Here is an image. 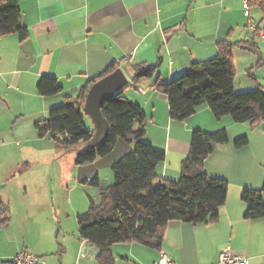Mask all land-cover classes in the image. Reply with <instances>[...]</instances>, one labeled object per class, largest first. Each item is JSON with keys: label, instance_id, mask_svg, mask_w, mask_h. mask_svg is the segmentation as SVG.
Masks as SVG:
<instances>
[{"label": "crops", "instance_id": "0c3cea01", "mask_svg": "<svg viewBox=\"0 0 264 264\" xmlns=\"http://www.w3.org/2000/svg\"><path fill=\"white\" fill-rule=\"evenodd\" d=\"M17 4L26 38L20 40L16 33L0 35V200L9 217L0 225V264H11L23 249L38 257L36 264H97L96 248L77 235L75 219L87 209L86 200L74 208L72 190L58 188L65 185L61 182L71 181L77 187L91 173L99 180L100 167L111 165L114 158L102 162L105 156L98 157L84 165L74 160L73 177L23 175L20 169L38 161L41 142L49 136L40 139L34 122L66 97L75 98L111 63L128 79L122 95L144 112L143 140L165 153L157 166L159 180L178 179L192 130L225 128L230 139L215 145L203 161L207 174L228 182L217 220L170 221L159 248L114 243V263L150 264L164 252L172 264H215L219 253L229 247L247 257L248 264H264V216L245 218L246 204L241 199L245 187L262 186L264 126L234 122L227 115L215 119L206 104L184 121L171 119L167 96L152 87L156 80L168 82L180 76L193 61L213 58L217 41L227 40L233 44L234 90L238 69L258 73L254 85L264 88V40L247 28L249 18L263 24L260 8L251 5L245 13L242 0H17ZM136 66H155V72L151 78L133 80ZM42 76L54 77L60 92L39 94ZM242 135L248 144L234 148L232 140ZM64 154L55 151L44 157L60 162ZM32 156L35 160H30ZM106 181L111 184L110 175ZM89 199L98 204L96 198ZM65 217L71 218L68 224Z\"/></svg>", "mask_w": 264, "mask_h": 264}, {"label": "trees", "instance_id": "16d2710c", "mask_svg": "<svg viewBox=\"0 0 264 264\" xmlns=\"http://www.w3.org/2000/svg\"><path fill=\"white\" fill-rule=\"evenodd\" d=\"M257 5L264 23V0H250L249 7ZM16 33L20 40L27 36L21 24L17 0H0V35ZM233 44L217 41L213 58L193 61L180 76L168 82L156 80L152 87L164 93L168 100L169 117L184 121L206 104L215 119L229 116L234 122H248L251 126H264V88L256 85L252 91L235 92V68L232 58ZM118 66L109 64L99 75L83 85L75 98L66 97L62 104L51 107L47 116L34 122L38 137L49 135L57 153H66L88 141L93 130L84 124L82 107L91 85L113 72ZM155 66H136L132 79L151 78ZM248 77L255 82L250 71ZM41 95L60 92L54 77L42 76L37 83ZM108 124L105 140L93 149L75 156V164L92 163L108 155L119 138L131 145L128 152L110 165L112 183L100 189V202L90 201L87 209L76 216L77 235L96 248L97 264H115L111 252L114 243L137 242L159 248L166 225L170 221L190 224L216 221L224 205L228 182L211 176L203 168L204 159L217 144L229 142L225 128L215 131L194 129L190 134V147L181 161L178 179H158L157 166L165 153L143 140L144 112L119 91L101 106ZM234 148L248 144L246 135L232 140ZM97 185V176L89 180ZM264 177L259 189L245 187L241 199L246 204L245 218L264 216ZM7 207L0 200V225L8 222Z\"/></svg>", "mask_w": 264, "mask_h": 264}, {"label": "rangeland", "instance_id": "374dc122", "mask_svg": "<svg viewBox=\"0 0 264 264\" xmlns=\"http://www.w3.org/2000/svg\"><path fill=\"white\" fill-rule=\"evenodd\" d=\"M255 19H257V17H254ZM253 18V19H254ZM264 71V70H262ZM253 75V77L255 79L256 76L258 77V73L255 75V71L251 72ZM260 73V72H259ZM247 71H241V69H238V73H237V84L235 86L236 90L235 92H243V91H252L256 89V86L254 85V81L251 80L250 78L247 77ZM260 76V75H259ZM84 124L85 127L88 130H93V125L91 120L89 119L88 116H86L84 114ZM25 130V129H23ZM40 138V137H39ZM42 139V138H40ZM41 150L39 151V159L38 161H35L34 163H32V165H23V167L20 169V173L23 175H27V174H59L62 176H75L76 174V170L74 168V160H75V156L76 153L73 152L72 150L69 152H66L64 155H62L61 157V161H51L50 159L45 158L44 156L51 154V153H55L54 150V143L52 142V139L49 136H46L42 142H41ZM128 145V143L126 141H124L123 139L119 138L116 142V145L114 146L113 150L105 156L104 160H102V162L109 160V158H114V160H117L120 156H122L123 154H125L126 152H128L130 149L125 148ZM131 148V146H130ZM76 148H73V150L75 151ZM32 153V152H31ZM35 156V155H34ZM34 156L30 157V160H35ZM58 156V155H57ZM70 161V162H69ZM31 164V163H30ZM102 165V164H101ZM95 173H91L87 179L86 182H82L79 181L78 182V186L75 187L74 186V181H71V184H67L68 182H64V183H60V185H64L60 189V191H68V190H72L71 192V205L72 207H76L78 206L77 204L80 203V201H82L81 199L86 200V205L85 208L88 207L89 204V197L91 198H96V200H99L98 203L100 202V189L106 186H109V184H107L108 181H106V177L110 175V179L112 183V173L110 171V165H107V163L103 164L100 167V177H99V182L100 185H93L89 183V180L94 176ZM65 207H68L69 205L64 204ZM85 209H83L84 211ZM82 211V210H81ZM74 216V214L72 215ZM75 218V217H74ZM65 223L68 224L69 221L71 220V218H66ZM73 220V218H72ZM76 221V219H75Z\"/></svg>", "mask_w": 264, "mask_h": 264}, {"label": "water", "instance_id": "95a60500", "mask_svg": "<svg viewBox=\"0 0 264 264\" xmlns=\"http://www.w3.org/2000/svg\"><path fill=\"white\" fill-rule=\"evenodd\" d=\"M128 84V79L121 68L115 69L113 72L95 81L89 88L84 99L82 112L92 122L93 134L91 138L81 145L82 151L90 150L101 144L108 133V124L101 112V106L111 99L115 94L121 91Z\"/></svg>", "mask_w": 264, "mask_h": 264}, {"label": "built area", "instance_id": "2783aa9c", "mask_svg": "<svg viewBox=\"0 0 264 264\" xmlns=\"http://www.w3.org/2000/svg\"><path fill=\"white\" fill-rule=\"evenodd\" d=\"M249 2L250 0H242L245 13L249 12ZM247 28L254 32L257 37L264 40V23H256L249 18ZM38 261L39 259L35 254L23 249L12 257L11 264H36ZM150 264H172V260L169 255L161 252L159 259ZM215 264H248V259L242 254L233 252L229 247H225L219 253L218 260Z\"/></svg>", "mask_w": 264, "mask_h": 264}]
</instances>
